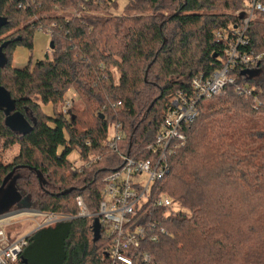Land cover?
<instances>
[{
	"label": "trees",
	"instance_id": "16d2710c",
	"mask_svg": "<svg viewBox=\"0 0 264 264\" xmlns=\"http://www.w3.org/2000/svg\"><path fill=\"white\" fill-rule=\"evenodd\" d=\"M246 1L126 0L118 16L121 0H0V14L9 21L0 31V46L8 43L0 85L33 125L28 135L13 133L0 112V142L19 146L14 164L0 155V187L15 171L18 190L32 206L75 217L28 236L18 264H101L109 242L100 233L96 240L92 219L77 217L76 199L83 196L98 212L104 177L121 166L105 144L111 125L122 126V154L149 158L172 97L192 94L195 77L221 68L228 42L216 31L242 27L235 14ZM84 5L81 17L71 14L84 12ZM256 17L240 50L264 54V14ZM52 24L51 58L13 67L11 53L18 46L32 49L35 32ZM256 68L233 72L251 96L227 87L199 101L198 116L184 126L187 145L170 157V175L155 186L177 211L149 204L137 217L139 224L166 230L156 242L143 241L156 264H264V66ZM69 90L83 107L73 105L66 116L56 108ZM42 106H52L53 114ZM75 150L81 161L91 155L101 160L73 173ZM50 182L55 190H48Z\"/></svg>",
	"mask_w": 264,
	"mask_h": 264
},
{
	"label": "built area",
	"instance_id": "2783aa9c",
	"mask_svg": "<svg viewBox=\"0 0 264 264\" xmlns=\"http://www.w3.org/2000/svg\"><path fill=\"white\" fill-rule=\"evenodd\" d=\"M244 3L242 11L235 14L241 16L242 27H233L229 32L216 31L220 39L228 42V49L224 59L221 60V68L210 76L201 74L195 77L191 83L192 94L178 91L172 97L169 103L171 108L164 116L156 133V139L147 148L150 152L149 158H137L130 153L122 154L119 151V143L124 139L122 126L121 124L112 126L113 132L108 134L105 144L119 155L122 162L117 170L107 173L104 177L99 211L93 213L83 196H78L76 199L79 209L77 217L92 219L93 223L98 219L101 226L100 236L109 242L106 256L101 260V264H156L154 257L142 249L143 241L156 242L166 234V230L155 223L145 226L135 221L144 209V211L147 209L146 213L148 212L149 204L156 209L166 208L177 211L172 199L165 193H156L155 186L170 175V157L187 145V137L182 130L198 116L197 103L204 98L223 95L225 89L230 86L235 87L240 95H252L250 88L237 84L233 72L246 71L254 66H257L255 70L259 72V66H264L263 53H247L240 50V46L247 45L249 41L246 36L248 25L257 18L258 12L264 14V0H247ZM81 9L84 12L75 10L71 14L74 17H81L87 8L84 5ZM54 27L55 24L46 28L42 26L40 30H48L51 34ZM231 33L235 38H231ZM50 51L52 50L49 49L48 52ZM77 97L75 93L73 97L64 100L61 109L64 115L68 116L72 111ZM255 103L259 104V99H256ZM117 105H120V102ZM91 146V142H88L87 147L91 148ZM100 160V157L91 155L86 162L81 161L79 165L72 164L71 170L73 173L83 172L84 169L90 168L92 162L96 163ZM74 218L65 213L43 212L33 206L30 210L17 208L0 221L16 219L19 222L21 219V222L35 223L36 230H40ZM27 238L28 236L20 239L12 238L4 228H0V264H18L24 248L28 245Z\"/></svg>",
	"mask_w": 264,
	"mask_h": 264
},
{
	"label": "rangeland",
	"instance_id": "374dc122",
	"mask_svg": "<svg viewBox=\"0 0 264 264\" xmlns=\"http://www.w3.org/2000/svg\"><path fill=\"white\" fill-rule=\"evenodd\" d=\"M125 2H126V0H121L120 7L122 8V10L115 12L116 15H118V16L122 15L123 6L125 5ZM220 10H222V9H220ZM234 12H236V10L231 11L229 13L233 14ZM101 14L102 13H99V15H101ZM163 14H165V16H168L169 14H171V10L166 11ZM172 28H174V27H172ZM51 36L52 35L48 32V30L38 29L35 32L34 37H33L32 49H29V48L24 47V46H18L11 53L12 54L13 67L24 69V67H27L29 65L32 67L36 62L43 61L47 57L51 58L52 53H51V51H50V53L48 52V50L50 49V45L53 42V38ZM1 38H4V36H2ZM113 74H114V79L118 80L119 74H118V71L116 69L113 71ZM75 93L76 92L74 90H69L67 92L64 100H66L67 98L73 97V94H75ZM62 104H63V102L60 103L58 105V107L56 108L57 113H62V111H63V110H61ZM74 106L75 107L78 106V108L83 107V105L81 104V101L79 99V96L77 97V101L75 102ZM42 108H43V110H45L50 115L53 114L52 106H45V107L42 106ZM112 132H113V128L111 125L109 133H112ZM18 153H19V146L18 145L14 146V147L6 148V147H4V143L2 144L0 142V155H2V162L3 163L14 164L15 158L19 155ZM69 161L73 165H75V164L79 165L81 163L80 152H78L77 150L73 151V153L69 157ZM21 174L23 176V175H26L27 173H26V171H22ZM47 179L48 178H46V180ZM55 186H56V184H55ZM53 187H54V183L50 182V187L48 188V190H50V191L55 190V189H53ZM21 190H25V189L21 186ZM34 200H35V198H34ZM15 210H17V208H14L12 210V212ZM9 216H11V215H9ZM2 220H4V219H2ZM9 221H11V222L9 223ZM57 226H58V224H52L51 226H48L47 228H44V229L56 228ZM0 228H4L7 231V233L9 234V236H11L12 238H15V239H20L21 237H24V236H30V235H32L38 231V230H36L37 228H36L35 223L29 222V221L21 222V219L19 222H17L16 219L0 221Z\"/></svg>",
	"mask_w": 264,
	"mask_h": 264
},
{
	"label": "water",
	"instance_id": "95a60500",
	"mask_svg": "<svg viewBox=\"0 0 264 264\" xmlns=\"http://www.w3.org/2000/svg\"><path fill=\"white\" fill-rule=\"evenodd\" d=\"M8 19L0 14V31L8 26ZM8 43H3L0 46V71L5 69L8 64L7 54L4 53ZM54 42L51 43L50 49L53 50ZM0 112L5 114V126H7L13 133L21 135H28L33 130V125L25 118V116L16 109V101L11 97L9 91L2 85H0ZM15 171L10 173L3 181V185L0 187V219L9 214L14 208H20L23 210H30L32 203L28 198L23 197L22 193L18 190L17 180L18 177H14ZM40 182L42 181V175L38 173ZM69 190L67 193H71ZM94 233L96 240L99 238L101 226L98 219L94 220Z\"/></svg>",
	"mask_w": 264,
	"mask_h": 264
},
{
	"label": "flooded vegetation",
	"instance_id": "af4514ba",
	"mask_svg": "<svg viewBox=\"0 0 264 264\" xmlns=\"http://www.w3.org/2000/svg\"><path fill=\"white\" fill-rule=\"evenodd\" d=\"M14 177H18V175L15 173V174H14ZM22 195H23V194H22ZM23 197H24V196H23ZM25 198H26V197H25Z\"/></svg>",
	"mask_w": 264,
	"mask_h": 264
}]
</instances>
